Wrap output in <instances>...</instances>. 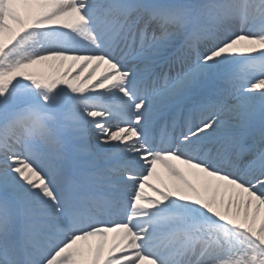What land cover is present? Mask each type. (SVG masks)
Returning a JSON list of instances; mask_svg holds the SVG:
<instances>
[{
    "label": "snow or ice",
    "instance_id": "1",
    "mask_svg": "<svg viewBox=\"0 0 264 264\" xmlns=\"http://www.w3.org/2000/svg\"><path fill=\"white\" fill-rule=\"evenodd\" d=\"M0 264H264V0H0Z\"/></svg>",
    "mask_w": 264,
    "mask_h": 264
},
{
    "label": "bare ground",
    "instance_id": "2",
    "mask_svg": "<svg viewBox=\"0 0 264 264\" xmlns=\"http://www.w3.org/2000/svg\"><path fill=\"white\" fill-rule=\"evenodd\" d=\"M157 175L166 178V182H168V184H171V178L168 177L166 171L161 167V166H157Z\"/></svg>",
    "mask_w": 264,
    "mask_h": 264
},
{
    "label": "rangeland",
    "instance_id": "3",
    "mask_svg": "<svg viewBox=\"0 0 264 264\" xmlns=\"http://www.w3.org/2000/svg\"><path fill=\"white\" fill-rule=\"evenodd\" d=\"M157 178H160V177H157ZM159 179H156V183H159ZM153 183H155V181L153 180Z\"/></svg>",
    "mask_w": 264,
    "mask_h": 264
}]
</instances>
